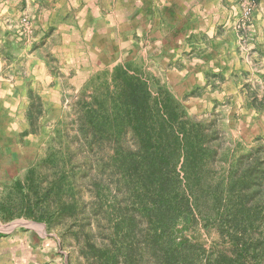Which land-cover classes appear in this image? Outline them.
<instances>
[{"label":"rangeland","instance_id":"obj_1","mask_svg":"<svg viewBox=\"0 0 264 264\" xmlns=\"http://www.w3.org/2000/svg\"><path fill=\"white\" fill-rule=\"evenodd\" d=\"M256 2L245 27L237 0L231 29L166 46L125 29L71 51L27 13L0 30L2 78H20L0 111V264H264Z\"/></svg>","mask_w":264,"mask_h":264},{"label":"crops","instance_id":"obj_2","mask_svg":"<svg viewBox=\"0 0 264 264\" xmlns=\"http://www.w3.org/2000/svg\"><path fill=\"white\" fill-rule=\"evenodd\" d=\"M238 9L237 0H0V30L5 31L4 37L10 36L16 31L15 17L27 13L35 30H52L49 41L59 38L61 46L71 51L78 45L115 46L116 35L124 37L125 29L132 37L143 34V38L152 31L156 43L166 46L191 33L213 37L220 25L231 29ZM254 16L256 41L252 47L259 46L264 52V0H259ZM5 42L6 38L0 40V111L8 99L4 95L18 92L14 81L20 80L14 75L10 81L2 78L5 71L14 74L17 70L1 50Z\"/></svg>","mask_w":264,"mask_h":264},{"label":"built area","instance_id":"obj_3","mask_svg":"<svg viewBox=\"0 0 264 264\" xmlns=\"http://www.w3.org/2000/svg\"><path fill=\"white\" fill-rule=\"evenodd\" d=\"M238 3L240 4L242 9L240 26L245 27L247 23L250 21L251 17L253 16L257 2L256 0H238ZM21 23H22V27L28 29L29 22L27 18H23Z\"/></svg>","mask_w":264,"mask_h":264}]
</instances>
